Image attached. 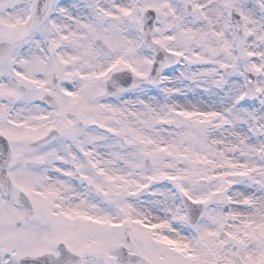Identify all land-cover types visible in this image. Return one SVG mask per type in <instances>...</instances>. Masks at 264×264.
Wrapping results in <instances>:
<instances>
[{
	"label": "snow or ice",
	"instance_id": "6c2138e0",
	"mask_svg": "<svg viewBox=\"0 0 264 264\" xmlns=\"http://www.w3.org/2000/svg\"><path fill=\"white\" fill-rule=\"evenodd\" d=\"M0 264H264V0H0Z\"/></svg>",
	"mask_w": 264,
	"mask_h": 264
}]
</instances>
